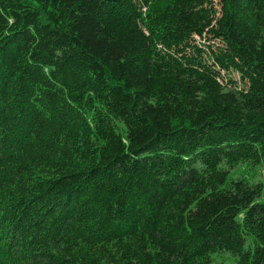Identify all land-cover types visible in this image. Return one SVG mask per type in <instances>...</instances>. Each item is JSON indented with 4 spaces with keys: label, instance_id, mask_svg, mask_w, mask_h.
Here are the masks:
<instances>
[{
    "label": "trees",
    "instance_id": "obj_1",
    "mask_svg": "<svg viewBox=\"0 0 264 264\" xmlns=\"http://www.w3.org/2000/svg\"><path fill=\"white\" fill-rule=\"evenodd\" d=\"M244 161L264 0H0V264H264Z\"/></svg>",
    "mask_w": 264,
    "mask_h": 264
},
{
    "label": "rangeland",
    "instance_id": "obj_2",
    "mask_svg": "<svg viewBox=\"0 0 264 264\" xmlns=\"http://www.w3.org/2000/svg\"><path fill=\"white\" fill-rule=\"evenodd\" d=\"M196 39L201 43L214 44L215 42H219L218 40L208 41L205 40L204 38H200L199 36H196ZM222 75L223 77L221 78V81L223 83H227L230 77L234 80H237L240 83V77L237 72L230 71L226 73L225 71H222ZM229 85L231 84L229 83ZM233 85H237V84H233ZM228 176L230 180L237 178H245L250 182L264 181V163L254 164L251 161L240 162L234 168H231L229 170ZM213 258L215 261H224L228 264H236L235 258L232 257L229 253H225L223 255L216 254L214 255Z\"/></svg>",
    "mask_w": 264,
    "mask_h": 264
}]
</instances>
